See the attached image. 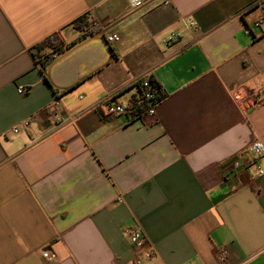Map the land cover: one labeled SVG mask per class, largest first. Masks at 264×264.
Wrapping results in <instances>:
<instances>
[{"label":"crops","instance_id":"1","mask_svg":"<svg viewBox=\"0 0 264 264\" xmlns=\"http://www.w3.org/2000/svg\"><path fill=\"white\" fill-rule=\"evenodd\" d=\"M165 1L0 0V264H129L135 225L148 264H221V248L264 264V174L246 153L264 144L259 0ZM57 32L70 49L43 70L32 53ZM144 77L156 113L104 117Z\"/></svg>","mask_w":264,"mask_h":264},{"label":"built area","instance_id":"2","mask_svg":"<svg viewBox=\"0 0 264 264\" xmlns=\"http://www.w3.org/2000/svg\"><path fill=\"white\" fill-rule=\"evenodd\" d=\"M132 8H138L142 6L143 4L149 2L150 0H128ZM165 3H168V0L165 1ZM258 4L262 8L263 14H264V0H259ZM88 23L95 26L93 21L89 20ZM259 25V22L256 24ZM88 36H91L93 33V26L88 27ZM248 34H252L251 30H247ZM119 35L116 33L109 34L105 37V40L108 44H114L119 41ZM176 40V36L172 35L171 37L164 40V43L166 45L169 44V42H172ZM59 56L58 52H55L53 55V60L57 59ZM52 60V61H53ZM41 67V65L39 64ZM42 68V67H41ZM141 84L142 88L145 90V100L148 102L147 110L142 115H154L156 113L157 105L159 104L158 101H156V95L155 91L152 89L150 85V81L148 77L141 78L137 81V84ZM29 92L26 88H20L19 93L20 94H27ZM98 109L101 110V112L105 116L110 117H122L125 118L126 121L131 120V116L129 115L130 112V103L127 102H121L119 101L115 96H109L105 98L104 100L100 101L97 105ZM35 118H29L24 122L25 127H29L31 122ZM50 122L54 124L55 126H60L65 122L63 117L61 115H50ZM14 132H18V128H15L13 130ZM248 160L250 164H253L256 166L257 174L259 176L264 174V170L260 164V160L262 157H264V144L261 141H255L251 143L246 150ZM125 233L127 234L129 241L133 248L136 250V255L134 258L130 261L129 264H148V262L153 258L154 250L151 247V245L148 243L146 236L143 232V230L135 225L130 226L126 228ZM218 260L221 264H226L228 261V251L225 248H221L218 250Z\"/></svg>","mask_w":264,"mask_h":264},{"label":"trees","instance_id":"3","mask_svg":"<svg viewBox=\"0 0 264 264\" xmlns=\"http://www.w3.org/2000/svg\"><path fill=\"white\" fill-rule=\"evenodd\" d=\"M73 25L81 32L83 39L88 37L87 29L89 27V24L86 20V17H81L77 19ZM94 31H96L95 26H93V30L91 33H93ZM63 42L64 41L61 34L57 32L47 37L45 40H43L35 47L32 53L33 58L38 64L41 65L43 70L53 60V55L55 52H58L59 55H62L68 49H70V46H65ZM149 81L152 89L155 91L156 101L161 102L165 96L163 93L162 86L153 78H149ZM137 85L140 90L139 95L132 97L130 101H128L130 103L129 115L131 116V120L140 118L148 107V102H146L145 100V90L142 88L140 83ZM104 117H108V116L104 115ZM226 168H227V164L224 165V169Z\"/></svg>","mask_w":264,"mask_h":264},{"label":"water","instance_id":"4","mask_svg":"<svg viewBox=\"0 0 264 264\" xmlns=\"http://www.w3.org/2000/svg\"><path fill=\"white\" fill-rule=\"evenodd\" d=\"M236 159H233L232 161H230L228 164H227V168H229V170H232V169H236L237 168V163L235 162ZM226 168V169H227ZM226 173V172H225Z\"/></svg>","mask_w":264,"mask_h":264}]
</instances>
